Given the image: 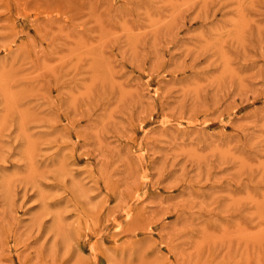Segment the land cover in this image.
I'll return each instance as SVG.
<instances>
[{
  "label": "rangeland",
  "instance_id": "374dc122",
  "mask_svg": "<svg viewBox=\"0 0 264 264\" xmlns=\"http://www.w3.org/2000/svg\"><path fill=\"white\" fill-rule=\"evenodd\" d=\"M0 264H264V0H0Z\"/></svg>",
  "mask_w": 264,
  "mask_h": 264
}]
</instances>
